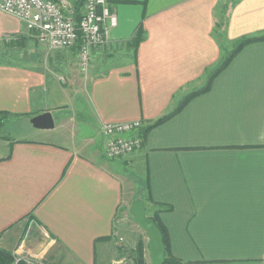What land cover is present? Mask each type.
Masks as SVG:
<instances>
[{
	"label": "crops",
	"instance_id": "obj_1",
	"mask_svg": "<svg viewBox=\"0 0 264 264\" xmlns=\"http://www.w3.org/2000/svg\"><path fill=\"white\" fill-rule=\"evenodd\" d=\"M108 1L118 25L87 73L77 46L50 50L0 9L4 125L45 111L55 119L29 136L0 134V247L25 264H134L140 242L148 257L146 232L122 227L135 180L102 149L104 123L140 120L142 148L119 158L150 175L147 214L159 213L170 253L181 264H264V40L181 106L236 41L264 33V0ZM74 86L88 115L81 127L71 114L57 124ZM70 125L71 135L58 131Z\"/></svg>",
	"mask_w": 264,
	"mask_h": 264
},
{
	"label": "built area",
	"instance_id": "obj_2",
	"mask_svg": "<svg viewBox=\"0 0 264 264\" xmlns=\"http://www.w3.org/2000/svg\"><path fill=\"white\" fill-rule=\"evenodd\" d=\"M72 0H0V9L11 14L37 33L50 50L78 47L79 67L87 73L93 49L106 44L118 25L117 14L108 0H86L83 14L73 15ZM0 37V50L3 48ZM140 120L106 122L102 127V149L109 158L127 156L142 148L144 135ZM139 131L138 133H134Z\"/></svg>",
	"mask_w": 264,
	"mask_h": 264
},
{
	"label": "trees",
	"instance_id": "obj_3",
	"mask_svg": "<svg viewBox=\"0 0 264 264\" xmlns=\"http://www.w3.org/2000/svg\"><path fill=\"white\" fill-rule=\"evenodd\" d=\"M85 1L86 0H75L73 2H76V5L81 6ZM143 38H144V34L142 31V28H140L139 33L137 35V38L135 36L136 45H138ZM263 40H264V33L259 34V35L249 36V37H243V38L239 39L238 41H236L233 48L221 58L219 63L207 71L206 81H205V84L203 85V87L200 89H197L195 91L189 92L186 96L185 102H183L181 104V106L184 103L188 102L190 99L194 98L195 96L200 95V94L208 91V89L212 86L215 78L229 65V63L234 58V56L245 45H247L251 42H254V41H263ZM178 110L179 109L177 108L173 111H170V112L162 115L158 119H156V121L153 124H151L149 127H147L144 130V133L146 134L148 132V130H150L152 127L159 125V124L163 123L164 121H166L167 119H169ZM7 114L8 113H6L5 111H0V130H2V128L4 127V119L7 116ZM141 184H142V187H139V189L137 190V195L135 196V199L141 198L145 201L146 204H148V202H154V198L152 196V190H151L150 175H148L145 178L144 183H141ZM138 193H139V195H138ZM162 208H164V207H162ZM171 208L172 207L169 205L165 206V209H171ZM151 217L155 220L157 225L160 227V229L163 233V236H164V241H165V246H166V257H165V261L163 264H181L182 261L180 259H178L177 257L173 256L169 251L168 233H167L165 225L163 224V222L161 221V219L159 217V213L155 212L151 215ZM145 248L146 247H145L144 242H140L138 244L136 250L133 252L134 264H150V262L147 260V257H146V249ZM14 259H15V257L13 256V254L11 252L0 247V264H12L14 262Z\"/></svg>",
	"mask_w": 264,
	"mask_h": 264
},
{
	"label": "rangeland",
	"instance_id": "obj_4",
	"mask_svg": "<svg viewBox=\"0 0 264 264\" xmlns=\"http://www.w3.org/2000/svg\"><path fill=\"white\" fill-rule=\"evenodd\" d=\"M84 3L81 6H78V5H76V2H72L73 15L76 19H78L80 16H82L83 9H84ZM59 74H60V71H59ZM81 76H83V80L85 77H87V75L81 73V75L78 79L80 81H81ZM59 82L61 83V81H59ZM67 84H68V82L66 84L63 82L61 83L62 86H65ZM73 91H74L73 102H71L69 100L67 107L64 108V110L62 111L61 114L55 113V116H57L56 123L57 124L59 123V119L62 116L66 117L69 114H71V115L76 117V123L79 124V126L81 127V125H82L81 122L83 121L81 119H84L82 115H85V116L88 115L85 108H82V105L80 104L81 99H82V103L85 105V103H86V92L84 91L81 94L77 93L78 90H76L75 86L73 87ZM73 128H74V126L70 125V129L69 128H59L58 131L61 132L63 135H67V134L71 135V133H72L71 130ZM34 129H36V128L33 127L32 123H31V118H29V117H25L22 119H9L6 122V124L4 125V127L2 128V130H0V134H5V135H9V136H16V137L17 136H29L30 131H37ZM56 139L65 142L64 137H57ZM106 160L112 164H118L119 166H121V172L125 176H128L132 180H135V183H136L138 189H139V187H142L141 180H143V182H144V179H141V173L143 174V172L141 171L139 173V168L136 170L135 166H133V167H135V168H133L132 166L129 167V166L125 165L124 163L121 162L120 158H113V159L107 158ZM138 195H139V193H138ZM118 218H120V217H118ZM122 218H124V217H122ZM123 221L124 222H123L122 227L124 226V231H125V233H127V235H130V236L132 235L133 237H135L136 234L138 233V229H142V228H139L140 226H138L136 223L133 222L132 217H126V219H124ZM147 260L151 262L149 255L147 257ZM29 263H31V262H29ZM12 264H25V262L15 255V259H14V262Z\"/></svg>",
	"mask_w": 264,
	"mask_h": 264
},
{
	"label": "water",
	"instance_id": "obj_5",
	"mask_svg": "<svg viewBox=\"0 0 264 264\" xmlns=\"http://www.w3.org/2000/svg\"><path fill=\"white\" fill-rule=\"evenodd\" d=\"M31 123L37 129H53L55 127V119L51 111H45L33 116ZM129 211L133 221L148 236V251L152 264H163L166 257L164 236L155 220L148 216L145 201L141 198L134 199Z\"/></svg>",
	"mask_w": 264,
	"mask_h": 264
}]
</instances>
